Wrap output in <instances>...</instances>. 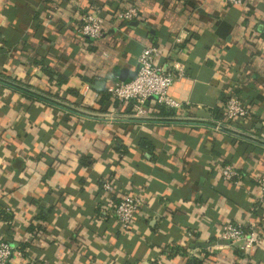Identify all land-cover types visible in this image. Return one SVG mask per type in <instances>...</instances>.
I'll return each instance as SVG.
<instances>
[{"label":"crops","instance_id":"obj_1","mask_svg":"<svg viewBox=\"0 0 264 264\" xmlns=\"http://www.w3.org/2000/svg\"><path fill=\"white\" fill-rule=\"evenodd\" d=\"M58 1L0 0V211L13 215L11 223L0 216V235L24 246L11 264H264V192L254 181L264 175V142L214 126L233 86L255 110L253 122L235 127L264 141V0ZM91 3L106 22L89 41L78 25ZM130 5L140 16L117 19L114 9ZM183 30V50L171 58L186 75L169 91L187 122H168L153 100L149 121L87 118L23 90H48L35 62L45 57L68 76L60 95L69 103L130 114L132 102L101 101L108 85L136 69L145 46L167 55ZM226 163L241 171L239 185L222 178ZM106 178L143 197L128 229L111 212L118 196L101 187ZM229 221L257 230L259 245L244 252L222 239Z\"/></svg>","mask_w":264,"mask_h":264},{"label":"built area","instance_id":"obj_2","mask_svg":"<svg viewBox=\"0 0 264 264\" xmlns=\"http://www.w3.org/2000/svg\"><path fill=\"white\" fill-rule=\"evenodd\" d=\"M228 4L245 5L249 0H223ZM58 4V0H56ZM114 15L122 21H132L140 16L139 8L130 5L120 9H114ZM106 18L98 10H92L79 15L78 30L82 37L97 39L103 33V26ZM186 31H182L176 37L173 49L168 51L165 58H161V50L155 44H149L143 48L138 56L140 68L137 76L131 81L115 80L108 85L107 90L112 98L120 102H132L133 111L131 115L140 117H150V100L155 101L158 105L166 109L173 110L175 114L171 117H180L184 113V105L177 101L170 94L171 85L178 79L186 75L185 67L172 55L181 53L183 50L182 42L187 37ZM254 108L245 102L236 92L235 87L227 89L225 99L223 118L215 121L216 129L225 131V127L236 128V123L244 125L254 121ZM111 114V113H110ZM227 132V131H226ZM229 133V132H228ZM247 135L255 138L252 134L245 132ZM231 134V133H230ZM236 136V135H235ZM258 138V136L256 137ZM222 178L231 182L233 185H239L242 179L241 171L233 163L223 165ZM254 181L264 192V175L256 174ZM101 187L112 195L118 196V201L111 208L112 214L119 221L123 229H128L137 217L138 209L142 203L143 197L140 194L123 192L119 193L116 185L110 178L101 181ZM264 201V195L261 196ZM221 238L229 241L234 247L249 252L253 247L261 242L260 233L254 228L243 224L229 221L222 227ZM22 254L11 241L0 235V264H11L13 253ZM234 264H248L246 261H238Z\"/></svg>","mask_w":264,"mask_h":264},{"label":"trees","instance_id":"obj_3","mask_svg":"<svg viewBox=\"0 0 264 264\" xmlns=\"http://www.w3.org/2000/svg\"><path fill=\"white\" fill-rule=\"evenodd\" d=\"M47 1H51V0H47ZM92 10H97V6L95 5V3H91L89 5L86 4L84 6V8L81 9V13L92 11ZM104 13H112V12L104 11L103 14ZM86 39L89 40V41L92 40L91 38H86ZM35 62L38 65L42 66L43 71L47 74V76L49 78V88H48V90H43L42 91L43 93H42L40 91H33L31 88L29 89L28 87H25L24 89L22 88L24 90L25 94L29 95L30 97H32V98H34L36 100H41V101H44V102L46 101V102L52 103V104H55V102L52 101L49 97H53L55 99L62 100V101H65V102L69 103L66 98H63L60 95V88H62V86L65 85L66 83H68V81H69L68 76L66 74H64L63 72L57 71L49 63H46L45 57L37 59V60H35ZM53 86H57L59 88V90L53 91V89H52ZM67 92L68 93L70 92V93H72L74 95L78 94V92L75 91L74 89H72L71 87H69L67 89ZM38 93H41V94H38ZM108 98H112V96H110L109 93L106 92L103 95V99L101 101L104 102V99L107 100ZM115 101H118V100L115 99ZM70 104H72V103H70ZM160 107H161V110L159 111V113H160L159 115L160 116L171 117V116H173L175 114V112L173 110L166 109L164 106H160ZM67 114H71V111H68ZM215 118H217V119H222L223 118V115L219 114V110L218 109L215 110ZM138 142H139V145L142 148L147 149L149 152H152L153 150H155L154 144L146 136H140ZM45 211H46L45 215H44V211L40 212V218L46 219V214H47V212L50 211V208H47ZM0 216H3L4 219L9 220V223L12 222V219H13L12 213H10V212L6 213V212L1 210L0 211ZM20 248L24 249V246L22 245V246H20ZM186 259H187L186 260L187 264H196L197 263V261H195V259H192V258H186Z\"/></svg>","mask_w":264,"mask_h":264},{"label":"water","instance_id":"obj_4","mask_svg":"<svg viewBox=\"0 0 264 264\" xmlns=\"http://www.w3.org/2000/svg\"><path fill=\"white\" fill-rule=\"evenodd\" d=\"M139 68H140V63H138L136 69H134L132 71L128 68L122 69L120 71L119 79L122 81H131L132 79H134L137 76ZM0 81L3 82V80H0ZM33 91H35V90H33ZM38 94H41V93H38ZM49 98L52 101H54L56 105L66 109L68 111H71L75 114H78L80 116L87 117V118L100 119V120H120V121H127V122L149 121V120L156 118L153 116L140 117V116H135V115H131V114H110V113L94 112V111H90V110H87L84 108L77 107V106L70 104V103H67L65 101L55 99L53 97H49ZM164 119H166L168 122H172V123L187 122V121H185V119L180 118V117H164ZM208 124L213 125L212 123H208ZM224 130L233 134V135L243 137L246 139L253 138V137L247 135L245 132H242V131L235 129V128L225 127ZM253 139H256L260 142H264L260 138L255 137Z\"/></svg>","mask_w":264,"mask_h":264}]
</instances>
